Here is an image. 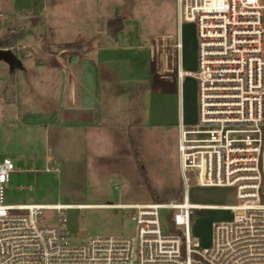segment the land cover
<instances>
[{"label": "built area", "instance_id": "1", "mask_svg": "<svg viewBox=\"0 0 264 264\" xmlns=\"http://www.w3.org/2000/svg\"><path fill=\"white\" fill-rule=\"evenodd\" d=\"M177 46L137 43L153 67L168 66L180 84L197 83L198 115L178 123L180 201L110 204L133 209L132 235L91 236L73 245L63 217L69 207L6 204L18 170L0 159V264H264V0H176ZM195 26L197 69L183 63V29ZM129 42H127L128 44ZM171 66V67H170ZM47 171L49 169H46ZM230 188L235 203L217 204L230 218L213 221L207 245L194 242L192 186ZM86 208V207H76ZM44 210L59 222L43 224ZM171 212L173 229L166 223ZM168 220V219H167Z\"/></svg>", "mask_w": 264, "mask_h": 264}, {"label": "rangeland", "instance_id": "2", "mask_svg": "<svg viewBox=\"0 0 264 264\" xmlns=\"http://www.w3.org/2000/svg\"><path fill=\"white\" fill-rule=\"evenodd\" d=\"M177 23L176 0H0V48L11 49L21 62V67L11 69L8 63L0 60V151H10L19 141L23 152L12 158L22 171L14 174L6 185L4 203L146 204L182 199L177 150L180 117L173 106L141 107L135 115L139 122L131 126L128 138L122 137L120 142L117 138L118 145H113L106 154L63 153L60 158L44 161L41 157L44 145L40 139L43 129L13 121L20 110L18 106L9 108L12 111L9 118L2 117L8 114V102L22 96L24 83H31L33 77H44L48 73L47 66L68 59L84 60L93 50L103 47L126 42L142 43L143 40L146 43L154 40L161 46L169 44L176 69ZM93 42L94 48L91 47ZM183 44V69L193 72L198 65L194 25L184 26ZM116 61L112 66L119 67ZM146 61L149 62V57ZM160 66V77L169 75L166 51L165 64L160 63ZM51 79L45 82L48 84L45 88L37 87L39 89L33 92L26 86V92L34 100L33 106L29 107L37 113L42 111L40 103L44 96L50 100L49 97L59 94L57 76ZM161 86L160 94L169 90ZM80 88L79 84L78 94ZM185 92V120L194 122L198 105L197 83L192 77H186ZM166 94L163 95L166 100L173 99L171 94ZM142 96L145 94L136 96L135 103H126L139 106L145 103L143 99V103L140 101ZM28 130L34 136L31 142L24 138ZM22 141L31 143L34 153L24 154L26 149L22 147ZM190 194L194 203L236 202L235 192L230 188L193 185ZM199 209L191 231L194 242L207 245L212 222L231 215L222 209ZM63 212L73 245H80L91 236L132 235L136 232L135 220L130 217L135 212L133 209L73 207ZM171 216L169 212L170 219ZM168 217L166 223L169 226ZM59 219L56 210H44L40 217V221L48 225L57 224Z\"/></svg>", "mask_w": 264, "mask_h": 264}, {"label": "crops", "instance_id": "3", "mask_svg": "<svg viewBox=\"0 0 264 264\" xmlns=\"http://www.w3.org/2000/svg\"><path fill=\"white\" fill-rule=\"evenodd\" d=\"M91 47L94 48V42ZM93 51L84 60L80 58L76 61L68 59L47 66L48 73L44 77H33L29 84L25 82L21 88L22 96L7 104L8 114H3V118H9L12 115L10 107L18 106L20 110L15 114L16 118L12 119L13 121L23 122L26 127L37 126L39 129H43V132H40V139L44 145V151L40 150L42 161L54 157L58 158L63 153L75 155L106 154L113 145H118L117 138L119 142L122 137L128 138L131 126L134 127L139 122L135 115L143 106H173L177 108L179 117L183 115L185 119L186 78L180 84L175 74L173 77L169 75L160 77L159 68L161 66L153 67L149 53H141L137 43L127 44L126 42L118 46L103 47V49ZM147 57H149V62L146 61ZM116 60L119 62V67L112 66L117 63ZM87 61L89 70L91 69L90 65L94 66V80L89 84H85L83 81ZM54 75L57 76L59 94L57 97H49L50 100H46L44 96L42 103H40L42 111L37 113L34 108L29 107V105L33 106L34 100H31V95L26 92V86H29L32 92L41 87L45 88L48 85L46 84L48 80L54 78ZM79 84L81 85L80 94H78ZM161 85L169 90L160 94L159 87ZM143 93L145 97L142 96L140 101L143 103L145 100V103L139 106H128L127 103H132V101L135 103L136 96ZM166 93L171 94L173 99L166 100ZM164 94H166L165 98L163 97ZM168 102H170L169 105ZM28 131L29 133H25L24 138L31 142L34 136L30 130ZM29 142H21L22 147L26 149L24 152L26 155L34 153ZM19 143L18 141V145L10 151H0V154L3 153L0 159L4 157L14 159L15 155L23 153L22 149L19 148ZM8 153L12 155L10 156ZM17 168L18 170L14 174L21 173L20 166L17 165ZM110 204L118 203L77 205H85L84 207L87 208L108 207L107 205ZM200 205L217 206V204Z\"/></svg>", "mask_w": 264, "mask_h": 264}, {"label": "water", "instance_id": "4", "mask_svg": "<svg viewBox=\"0 0 264 264\" xmlns=\"http://www.w3.org/2000/svg\"><path fill=\"white\" fill-rule=\"evenodd\" d=\"M0 60L8 63L11 69L21 67L20 60L11 49L0 48Z\"/></svg>", "mask_w": 264, "mask_h": 264}, {"label": "trees", "instance_id": "5", "mask_svg": "<svg viewBox=\"0 0 264 264\" xmlns=\"http://www.w3.org/2000/svg\"><path fill=\"white\" fill-rule=\"evenodd\" d=\"M87 63H88V61L86 62L85 72H84V76H83V81H84L85 84L92 83L93 80H94V66L90 65L91 69L89 70L87 68L88 67ZM168 214H167V217H168ZM168 222H169L170 229H173V224H172V221H171L170 217H168Z\"/></svg>", "mask_w": 264, "mask_h": 264}, {"label": "bare ground", "instance_id": "6", "mask_svg": "<svg viewBox=\"0 0 264 264\" xmlns=\"http://www.w3.org/2000/svg\"><path fill=\"white\" fill-rule=\"evenodd\" d=\"M58 207H69V208H73V207H84L85 205H72V204H59L57 205ZM196 208H206V209H218L219 207L216 205H208V206H202L200 204H196L195 205ZM48 208H52V205L49 204Z\"/></svg>", "mask_w": 264, "mask_h": 264}]
</instances>
